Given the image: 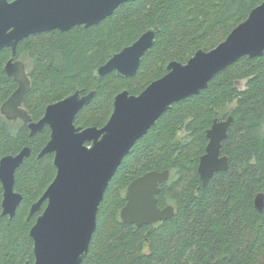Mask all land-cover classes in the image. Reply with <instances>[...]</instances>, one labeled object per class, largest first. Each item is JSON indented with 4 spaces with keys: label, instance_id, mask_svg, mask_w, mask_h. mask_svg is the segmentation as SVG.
<instances>
[{
    "label": "trees",
    "instance_id": "16d2710c",
    "mask_svg": "<svg viewBox=\"0 0 264 264\" xmlns=\"http://www.w3.org/2000/svg\"><path fill=\"white\" fill-rule=\"evenodd\" d=\"M263 1L131 0L98 24L32 34L20 41L14 56L26 55L31 62V88L23 106L38 121L49 104L78 89L84 94L94 90L75 124L102 127L117 93L139 94L167 72L171 61L186 63L199 49H213ZM154 26L160 28L155 43L134 76L120 77L115 71L101 78L93 75L113 52ZM12 56L10 48L0 50V158L16 155L25 146L31 154L16 170L15 191L23 198L13 217L2 214L0 183V264H26L35 259L29 233L40 213L28 218L29 210L57 168L53 153L38 157L50 138L48 126L30 135L27 123L13 126L1 113L2 104L17 88L5 71ZM229 115L233 120L221 147L229 166L203 185L198 166L209 141L206 131L215 118ZM263 124L264 54L241 57L199 94L173 103L134 144L112 177L81 264H264V209L255 206L257 194L264 192ZM165 169L170 177L160 183L158 205H173V216L142 226L122 221L129 184L148 171Z\"/></svg>",
    "mask_w": 264,
    "mask_h": 264
},
{
    "label": "water",
    "instance_id": "95a60500",
    "mask_svg": "<svg viewBox=\"0 0 264 264\" xmlns=\"http://www.w3.org/2000/svg\"><path fill=\"white\" fill-rule=\"evenodd\" d=\"M127 1L131 0H0V50L11 49L13 56L6 62L5 71L17 82V88L2 104L1 113L7 120L27 123L30 135L48 126L50 138L38 157L53 153L57 168L53 181L30 207L28 218L40 211L46 201L29 233L35 259L26 264H81L97 226L105 191L134 144L173 103L199 94L218 72L241 57L264 54L263 1L213 49H199L186 63L171 61L167 72L139 94L128 90L117 93L104 126L83 128L75 124L76 115L93 99L94 90L86 94L76 90L49 104L43 117L34 121L23 106L31 79L26 64L14 58L20 41L35 33L98 24ZM159 30V26L148 28L133 43L113 52L93 75L101 78L115 71L120 77L134 76ZM232 120V115L215 118L206 131L209 141L198 166L203 185L215 172L229 166V158L221 153V147ZM30 154L31 148L25 146L16 155L0 158L2 214L9 217L15 215L23 198L15 191L16 170ZM169 177L170 170L165 169L148 171L134 179L126 191V204L120 212L122 221L142 226L171 218L174 206L160 207L157 197L160 183ZM255 206L260 211L264 209V192L257 194Z\"/></svg>",
    "mask_w": 264,
    "mask_h": 264
},
{
    "label": "rangeland",
    "instance_id": "374dc122",
    "mask_svg": "<svg viewBox=\"0 0 264 264\" xmlns=\"http://www.w3.org/2000/svg\"><path fill=\"white\" fill-rule=\"evenodd\" d=\"M21 60L26 64V67H27V71H28V73L30 72V60H29V58L26 56V55H24L23 57H21ZM234 103H232L231 105H229L228 107H227V111L228 110H232V108L234 107ZM4 118H5V116H4ZM6 119V118H5ZM7 120V119H6ZM7 121H9L10 122V124L11 125H13V126H19L20 124H21V122H22V120L21 119H14V120H7ZM261 130L262 131H264V124L262 125V128H261ZM184 135V132H181L180 133V135H179V137L181 138L182 136Z\"/></svg>",
    "mask_w": 264,
    "mask_h": 264
},
{
    "label": "flooded vegetation",
    "instance_id": "af4514ba",
    "mask_svg": "<svg viewBox=\"0 0 264 264\" xmlns=\"http://www.w3.org/2000/svg\"><path fill=\"white\" fill-rule=\"evenodd\" d=\"M53 155H54V154H53ZM2 188H3V187H2ZM44 192H45V191H44ZM42 195H43V194H42ZM2 199H3V198H2ZM45 202H46V201H45ZM45 202H44V203H45ZM44 203H43V204H44ZM43 204H42V207L44 206ZM1 206H2V202H1ZM45 206H46V203H45ZM42 207H41V209H40V213H41V212L44 210V208H45V207H43V209H42ZM29 211H30V210H29ZM38 212H39V211H38ZM40 213H39V214H40ZM39 214H38V215H39ZM38 215H37V216H38Z\"/></svg>",
    "mask_w": 264,
    "mask_h": 264
}]
</instances>
